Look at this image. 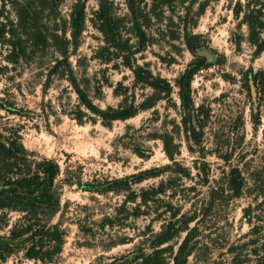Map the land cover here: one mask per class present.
<instances>
[{"label":"rangeland","instance_id":"rangeland-1","mask_svg":"<svg viewBox=\"0 0 264 264\" xmlns=\"http://www.w3.org/2000/svg\"><path fill=\"white\" fill-rule=\"evenodd\" d=\"M112 1L120 35L130 51H114L107 45L94 22L98 0H89L80 46L71 52L69 62L90 100L103 110L139 106L151 94L134 82L126 55L132 65L170 83L167 97L128 120L104 126L80 104L67 72L49 76L58 56L53 49L29 63L11 64L5 58L8 47L0 46V135L22 145L25 170L33 172L44 160L59 168L50 187L52 198L37 213L41 224L58 225L63 233L62 250L54 260L147 264L159 250L169 258L186 232L160 247L159 235L168 224L183 228L186 219L194 218L189 224L196 227L193 251L185 264H259L264 259V51L255 53L242 14L234 15L238 2L252 8L254 0H209L204 14L195 17L197 4L187 23L181 7L174 13L164 9L158 21V11L147 1L153 15L144 50L130 34L125 0ZM75 2L61 0L60 23L69 21ZM259 2L264 6V0ZM184 24L202 36L201 48L210 51L213 60L187 50ZM198 58L203 64L190 82L189 94L203 126L201 142L186 135L180 105V80ZM162 136H167L172 161L164 152ZM155 169L159 176L131 189L137 195L149 188L161 193L146 205L140 198L125 203L127 194L115 180ZM233 169L243 180L239 196L233 195L229 183ZM0 216V236L9 240L7 249L0 248V264H34L24 256L26 237L15 235L29 214L4 208ZM231 247L235 250L230 252Z\"/></svg>","mask_w":264,"mask_h":264},{"label":"trees","instance_id":"trees-1","mask_svg":"<svg viewBox=\"0 0 264 264\" xmlns=\"http://www.w3.org/2000/svg\"><path fill=\"white\" fill-rule=\"evenodd\" d=\"M5 1L0 4V46L8 47L6 61L11 64L18 61L29 63L34 61L35 58L47 55L49 49H53L58 56L54 60L49 76L56 72H67V79L80 104L90 113L99 117L104 126L109 127L114 121L128 120L134 117L138 111L154 107L158 101L171 93L172 87L167 80L154 76L149 69L143 66L132 65L128 62V56L126 55L124 59L128 69L133 74L134 82L137 85L149 88L151 94L139 106L109 107L104 110L96 107L90 100L86 90L77 81L69 62L71 52L77 50L80 46V39L86 23V3L89 0H76L69 15V21L62 20L61 23L59 22L61 0H7L8 4H5ZM147 1H151V8L154 12L158 11L156 14L158 21L161 19L160 16H163L164 9L172 13L178 7H181L182 11L186 10L183 23L186 22L195 5L198 4L195 17L204 14L209 5V0L200 2L198 0H125L129 14V31L136 40L139 50H144L147 42H149L148 30L152 26L151 16L153 14H151ZM8 5L11 8L10 10L6 9ZM97 7L94 12V22L103 34L107 45L114 51H130L131 46L127 40H122L117 18L113 15V1L98 0ZM240 14H242L241 22L247 28L248 42L255 47V53L259 55L264 51L263 3L254 0V5L250 8L248 3L243 5L238 2L234 9V15L239 18ZM179 19L182 20L180 16ZM191 20L193 23L194 17ZM170 21L172 22V20ZM186 25L184 24L182 29L184 44L187 50L195 55V52L204 45V41L201 35L188 31ZM202 64L200 58L196 59L190 64L180 80L181 121L186 135L195 142H201L203 126L200 123L198 114L195 113L189 88L193 76L201 69ZM1 68L2 66H0V71H2ZM253 78V83H255L256 76H253ZM184 80L186 81L185 92L183 88ZM161 140L166 156L172 161L173 154L167 148V136H162ZM25 165L22 145L16 140H7L0 135V179H4L7 184L14 183L21 191V194L17 192L16 188L2 191L0 193V210L7 208L29 214L27 224L15 232L16 236H25L26 242L29 243L24 252L26 259L34 261V264H59L54 260V257L61 253L64 243L63 233L59 230L58 225L47 227L37 219L38 210L43 205H48L52 198L50 187L58 175L59 168L56 164L46 160L39 163L33 172L28 168L25 170ZM12 175H16L17 179L11 178ZM159 175L160 170L155 169L131 178L126 177L115 180L114 184L119 190L127 194L125 203H134L137 198H140L143 205H146L161 192L149 188L148 190H142L137 195L132 191L131 186ZM12 179L14 180L12 181ZM229 183L233 195L239 196L243 180L237 169L231 171ZM215 195L218 197L219 192H215ZM52 207L55 212L59 209L58 205L54 203ZM2 220L3 217L0 216V228L3 226ZM193 221L194 218L186 219L183 228H177L174 223L168 224L166 230L159 235L156 246L160 247L169 242L181 231L186 232L184 239L175 254L171 250L169 258H166V251L159 250V252L157 251L148 257L147 264H168L169 259L172 264H185L193 251L191 240L196 227L189 228V224ZM8 241V239L0 236V248L7 249ZM45 243L48 245L47 250H44L46 249ZM233 249L235 250L233 247L229 248L230 252ZM213 264L223 263L214 261ZM259 264H264V259Z\"/></svg>","mask_w":264,"mask_h":264},{"label":"water","instance_id":"water-1","mask_svg":"<svg viewBox=\"0 0 264 264\" xmlns=\"http://www.w3.org/2000/svg\"><path fill=\"white\" fill-rule=\"evenodd\" d=\"M195 54L197 56H205L207 57L209 60H213V56H212V53L210 51H208L207 49L205 48H200L198 49ZM183 88H184V92L186 90V81L184 80L183 82ZM12 188H16L17 189V192L19 194H21V191L18 189V186L17 185H12V184H7L6 181L4 179H0V193L4 190H9V189H12Z\"/></svg>","mask_w":264,"mask_h":264}]
</instances>
